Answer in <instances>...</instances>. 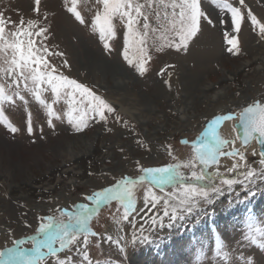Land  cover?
Masks as SVG:
<instances>
[{
	"label": "rangeland",
	"instance_id": "374dc122",
	"mask_svg": "<svg viewBox=\"0 0 264 264\" xmlns=\"http://www.w3.org/2000/svg\"><path fill=\"white\" fill-rule=\"evenodd\" d=\"M139 2L144 3V0ZM222 2L201 0L202 10L213 23L209 24L201 18L202 31L190 43L187 52H176L174 48L166 46L169 40L178 41V36L175 31L168 30V21L164 19L165 10H161L159 20L149 10L147 45L150 58L146 65L147 71L140 76L134 65H129L123 59L126 21L114 17V34L104 41L109 43L110 48L104 49L98 29L93 27L96 15L103 11L99 0H76L75 11L84 23L77 21L68 11L73 7L72 0H41L39 14L32 11L34 0H0V12L6 21L18 25L22 18L33 19L49 29L44 43L50 52L63 53L62 56L45 57L57 69L56 74L62 73L70 79H76L104 97L108 103V98L123 103L145 124L119 114L114 107L115 113L109 116L106 126L112 131L105 130L89 117L88 127L77 133L65 115L69 110L66 98L52 105L54 116L51 117V127L46 111L28 93H24L28 100L27 111L19 100L6 105L4 114L18 131L11 133L0 125V141L5 143L0 164V252L13 247V240L23 241L19 247L30 250L34 242L45 239L38 229L47 217L66 222L68 216H61V212L77 213L81 211L80 205L91 209L93 204L87 199L88 196L127 178L137 182L129 185L136 211L125 219L123 204L112 200L106 205H99L98 210L91 213L87 226L90 233L95 235L88 236L87 245L83 243V236L78 238L79 247L88 254V261L83 260V253L77 255V245L73 244L57 255L46 256L43 264H55L58 258L66 261L71 258L74 264H247L249 260L252 264H264V248L260 247L264 244V181L257 180L255 185H249L248 188L238 183L229 190L216 175L219 172L223 178L243 181V171L259 170L261 167L255 144L247 148L240 147L235 139L233 123L242 109L255 103L264 104V66L254 62L238 70L240 65L254 56L264 60V42L257 35L258 27L254 29L247 16L251 10L257 20L264 23V0H245L246 7L241 9L243 20L238 34L232 32L230 18L226 11L221 10ZM228 2L240 7V0ZM166 11L170 14L172 9ZM221 20L225 23L221 24ZM142 24L143 19L138 25L141 30ZM10 29L14 30L11 23L7 25L6 31ZM226 33L238 36L241 48L239 55L234 56L227 51ZM161 44H165V47L158 50ZM87 52L109 64V69L111 66L121 68L132 81L115 94L108 86L111 85L110 78L101 79L97 66L93 71H87V68L92 67L87 65ZM129 55L132 57L131 52ZM65 60L68 67H64ZM258 67L263 68V71H256ZM100 79L107 85L101 84ZM205 86L211 87V90H203ZM218 93L224 94L225 98L217 103L202 97H213ZM43 98L52 103L50 91H45ZM146 100L151 101L158 110L153 113L145 111L143 102ZM219 105L226 109L215 111L217 114L211 118H201L203 114L212 113ZM183 108L189 116L188 125L178 128L179 118L183 116L180 110ZM29 113L33 127L31 135L27 132ZM220 115L234 117L221 121L217 126V135L225 142L220 146L221 150L225 153L233 149L242 152L245 161H240L238 156L221 155L217 164L204 168L195 159L193 145L196 148L201 146L197 143L198 139L207 131L208 123ZM116 116L120 118L119 122ZM149 131L156 134L149 135ZM84 140L92 143V158L99 160L94 166L93 163L89 164L88 158H82L81 143ZM203 142L215 146L210 136ZM76 161L80 162L79 167L76 166L80 176L62 173ZM189 162H194L195 171H202L205 177L203 181L192 183L204 189L219 186L223 194L208 204L201 201L200 206L182 220L171 222L165 217L164 227H160L159 219L164 210L162 200L155 209L150 203L145 207V192L151 188L154 195L163 197L165 193L178 189L165 184L161 190L150 181L141 182L139 177L143 173L139 169L181 165L178 171L191 178L192 170L183 166ZM233 164L246 165V168L230 171ZM71 179L76 181L68 184ZM33 186L50 188L52 191L34 197ZM42 217L45 219L42 220ZM153 218L157 220L154 225ZM53 247L59 249L58 239ZM120 248H124V251L121 252ZM41 251L46 252L47 249Z\"/></svg>",
	"mask_w": 264,
	"mask_h": 264
},
{
	"label": "snow or ice",
	"instance_id": "6c2138e0",
	"mask_svg": "<svg viewBox=\"0 0 264 264\" xmlns=\"http://www.w3.org/2000/svg\"><path fill=\"white\" fill-rule=\"evenodd\" d=\"M103 5V11L98 13L93 20V27L97 28L102 42L106 38L113 36L112 21L114 17L126 21L123 37V59L129 64L134 65L135 71L143 76L147 71V62L149 60L147 38L149 36V10H151L157 20L160 19L161 10L164 11V19L168 21L169 31H175L178 41H167L168 48H174L176 52L189 50L190 43L194 42L198 32L202 31L201 18L212 24L208 14L202 10L201 0H99ZM73 7L68 9L75 19L84 23L81 16L75 11L76 0H72ZM155 4V7H154ZM41 0H34L33 12L39 14ZM222 11H226L230 18L231 30L234 33H240L243 20L242 8L246 7L245 0H240V7H235L228 0H223L220 5ZM171 8L169 14L166 9ZM179 10L178 12L176 10ZM254 29L258 27L257 35L261 42H264V23H260L252 11L247 12ZM47 19V17H45ZM143 19L142 30L138 25ZM11 23L14 30L6 31L7 25ZM225 23L221 20V24ZM49 29L36 20L23 18L17 25L16 22L6 21L2 12H0V125H3L9 132L16 133L18 129L8 121L4 114L6 105L14 104L17 100L23 102L25 111H27L28 100L24 93H28L32 98L46 111L49 117V127L52 126L51 117L54 116L52 105L61 99H65L68 105V111L65 115L68 117V123L77 133L83 132L88 127V119L91 117L97 124L107 131L106 128L109 116L115 113L114 107L109 104L104 97L96 94L89 87L78 82L76 79H70L68 76L57 73V69L45 58L47 56H62L60 52H50L44 41L47 40ZM152 31H156L152 29ZM39 38V39H37ZM163 40L164 37H161ZM225 43L228 45L227 51L232 55H239L241 48L237 35L229 36L225 34ZM103 47L109 50V43L104 42ZM165 44H161L158 50H162ZM132 53L130 57L129 53ZM64 67H68V62L64 61ZM23 85V87H21ZM50 91L52 103H48L43 98V93ZM231 115L216 116L207 125V131L203 139L209 136L215 142V146L201 141V146L196 148L195 159L204 168H209L218 163V157L227 155L230 157H239L240 161H245L244 153L233 149L231 152H223L220 148L225 142L217 135V126L221 121L233 119ZM239 121L244 130L243 144H248L254 134L258 135V144L264 145V104L255 103L243 109L239 115ZM120 118L116 116V121ZM127 122H125L126 124ZM27 132L29 135L33 132L31 113L28 114ZM255 154V153H254ZM260 169H247L242 172L244 180L223 178L219 172L216 173L220 178L221 184L226 185L229 190L235 184H242L245 188L249 185H255L257 180L264 181V150L259 152ZM192 170L191 178L182 175L178 169L181 165L168 167H142L139 169L143 175L139 180L150 181L152 185L162 189L165 184H171L178 191L165 193L163 197H157L149 188L144 195L145 207L151 204L155 209L161 203L163 214L159 219L160 227H164V218L175 222L182 220L186 214L193 213L200 206L211 203L212 200L223 194L221 187L213 186L209 189L197 187L192 181H203L205 179L203 172L195 171L196 164L189 162L183 165ZM239 167L246 165L233 164L230 171H235ZM187 181V183H186ZM137 183L125 178L113 187H108L102 191L93 193L87 199L92 202L93 207L89 209L85 205H80L81 211L77 213H63L61 216H68L65 222L61 219H55L52 216L46 218L39 226L38 232L42 233L45 239L35 243L30 250L19 247L23 241L13 240V247L8 248L6 252H0V264H43L48 255H57L63 252L69 246L77 245V255L83 253V260L88 261V254L83 248L79 247V237L83 236L84 245L88 243V236L95 235L90 233L88 220L91 213L98 210L101 204H108L112 200H117L124 206V218L127 219L131 212L136 211L132 200V189L129 185ZM250 189V188H249ZM44 220L45 218H41ZM156 218L152 219V224H156ZM171 223L168 224L170 226ZM59 240V249L53 247L56 240ZM108 239H111L110 237ZM254 242V241H253ZM135 244V240L132 241ZM260 247L264 248V244ZM46 248V252L41 249ZM123 252L124 248H120ZM5 256L8 258L5 259ZM55 264H74L71 258L69 260L56 259ZM247 264H252L251 260Z\"/></svg>",
	"mask_w": 264,
	"mask_h": 264
},
{
	"label": "bare ground",
	"instance_id": "6f19581e",
	"mask_svg": "<svg viewBox=\"0 0 264 264\" xmlns=\"http://www.w3.org/2000/svg\"><path fill=\"white\" fill-rule=\"evenodd\" d=\"M263 20H264V17H263ZM249 39V38H248ZM247 39V40H248ZM247 43V42H246ZM250 43V42H249ZM255 44V43H254ZM259 46V45H258ZM244 47V46H243ZM246 47V46H245ZM253 48H254V45L252 46ZM250 49V48H249ZM255 49V48H254ZM258 49H260V48H258ZM264 49V48H263ZM262 49V50H263ZM216 50V49H215ZM258 52V51H257ZM252 54V53H251ZM86 55H87V58H88V60H89V63L87 64V65H90V66H92L91 67V69H88L87 68V71H89V72H91V71H93L94 70V68H96V66H97V68H98V71L100 72V74H101V79H106L107 77H108V79L110 78V82L109 83H111V85H108V86H111L110 88L112 89V90H114L115 92V94H116V92H121V90H123L122 89V87H124V86H126V83H129L130 81H132V79L126 74V72L125 71H123L121 68L119 69V68H114V67H112L111 66V68L109 69V67L110 66H108L109 64H106V63H104V62H102L101 61V59H99V58H97L96 56L95 57H93V56H90V55H92V54H90V53H86ZM253 56V55H252ZM260 56V55H259ZM263 59H264V57H263ZM205 62V61H204ZM254 62H260L263 66H264V60H262V59H260L258 56H254L253 58H251V59H249V60H247V61H245L242 65H240V67L238 68V70L239 71H241L242 69L241 68H247V67H249V65H251V64H253ZM207 64V63H206ZM222 65V64H221ZM263 68H260V67H258V68H256L255 70L256 71H260V70H262ZM237 70V71H238ZM236 71V72H237ZM263 71V70H262ZM99 74V73H98ZM186 77V76H185ZM100 79V81H101V84H105V83H107V82H105V81H102ZM230 79V81H231V78H229ZM228 80V79H227ZM107 81V80H106ZM229 81V80H228ZM185 82V81H184ZM132 83V82H131ZM186 83V82H185ZM100 84V85H101ZM105 85H107V84H105ZM134 86V85H133ZM186 86V85H185ZM108 88V87H107ZM133 89V88H132ZM135 89V88H134ZM203 90H211V87H208V86H205V87H203L202 88ZM157 91V90H156ZM221 91V90H220ZM219 92V91H218ZM112 93V92H111ZM124 93V92H123ZM127 95V94H126ZM210 95V94H209ZM208 95V96H209ZM122 96V95H121ZM143 96V95H142ZM141 96V97H142ZM116 97V96H115ZM124 98H125V96H123ZM140 97V96H139ZM165 97V96H164ZM202 97L204 98V99H211V101H213L212 103H217V101H219V100H221V99H223V98H225V96H224V94H220V93H218L217 94V96H213V97H206L205 95H202ZM136 98V97H135ZM170 98V97H169ZM113 99V100H112ZM141 99V98H140ZM168 99V98H167ZM126 100V99H125ZM166 100V99H165ZM173 100V99H172ZM108 101H109V104H111L113 107H115V109L117 108V111L119 112V114L121 113L123 116L125 115L126 117H128V118H130L131 120H133V121H135V122H137V123H140V124H144V122L140 119V118H137L138 116L136 115V113H134L132 110H130V109H128V108H126L125 107V105L123 104V103H120V102H115V100H114V98H108ZM123 101V100H122ZM170 101V100H169ZM211 101H208V102H211ZM227 101V100H226ZM128 102V101H127ZM236 102V101H235ZM131 103V102H130ZM134 103V102H133ZM144 104H143V109L145 110V111H147V112H150V113H153V112H155V111H157L158 109H156V107L152 104V102L151 101H149V100H146V101H144L143 102ZM211 103V104H212ZM227 103H229V102H227ZM210 104V103H209ZM219 104V103H218ZM225 104H226V102H225ZM207 105V104H206ZM227 105V104H226ZM242 105V104H241ZM244 105H245V103H244ZM219 106H220V108H219ZM216 109H214V111L212 112V113H207L208 115H205V114H203L202 115V117L201 118H203V117H212V116H214L215 115V111H221V110H223V109H226V107L224 106V107H222L221 108V105H219ZM134 107H137V106H134ZM211 107H212V105H211ZM237 108H240V107H237ZM133 109V108H132ZM233 109V108H232ZM139 110V109H138ZM138 110H136V111H138ZM226 111V110H225ZM180 112H182V114H183V116H181L180 118H179V121H178V123H177V125H178V128H181V127H183V126H187L188 124H187V119H189L188 117H187V115H186V112H185V108H183L182 110H180ZM179 112V113H180ZM211 112V111H210ZM194 114V113H193ZM217 114V113H216ZM152 115V114H151ZM137 116V117H136ZM190 116H192V115H190ZM216 117V116H215ZM127 118V119H128ZM194 118V117H193ZM196 118V117H195ZM162 120V119H161ZM199 120H201V119H199ZM146 121V120H145ZM235 121V120H234ZM195 122V121H194ZM203 122V121H202ZM147 123V122H146ZM145 125V124H144ZM143 125V126H144ZM194 125V124H193ZM200 126H201V124H200ZM177 127H176V129H178ZM145 132H147L148 130L147 129H143ZM160 130V129H159ZM226 130V129H225ZM150 133H148L149 135H152L153 133H155V132H152V131H149ZM228 132H229V130H228ZM156 134V133H155ZM227 136V135H226ZM154 138V140H156L157 138H155V137H153ZM236 139V138H235ZM1 140V139H0ZM67 140V139H66ZM3 141V140H2ZM2 141H0V164H2V158H3V156L1 155V151H2V149L5 147V143H3ZM118 141V140H117ZM119 142V141H118ZM67 143H69L68 141H67ZM71 143H74V142H72L71 141ZM76 143V142H75ZM70 144V143H69ZM82 146H81V149L83 150V153H82V158H85V159H87V161L89 160L90 162H89V164H92L93 163V166H94V163L98 160V158H96V160H94L95 158H92L93 157V155H94V153H93V150H91L92 148H91V144L92 143H89L88 141H86V140H84L82 143ZM105 144V143H104ZM4 145V146H3ZM114 145V144H113ZM119 145V144H118ZM105 148V147H104ZM106 148H107V146H106ZM105 148V149H106ZM101 149V148H100ZM71 150V149H70ZM129 150V149H128ZM69 151V150H68ZM74 151V150H73ZM71 152V151H70ZM75 152V151H74ZM2 153H3V151H2ZM74 155V154H73ZM153 155V154H152ZM151 155V156H152ZM150 156V155H149ZM154 156V155H153ZM73 157H75V156H73ZM72 157V158H73ZM90 157V158H89ZM75 160H79L78 158H74ZM94 160V161H93ZM240 160V159H239ZM74 161V160H73ZM92 161V162H91ZM99 161V160H98ZM67 163V162H66ZM96 164V163H95ZM79 165H80V162H78V161H76L75 163H74V165H72V167H69V168H66L62 173H69L70 175H74V176H80V173L79 172H76V166L77 167H79ZM9 173V172H8ZM7 175H4V177H6ZM3 177V178H4ZM10 178V177H9ZM79 178V177H78ZM1 180V179H0ZM71 181H76L75 179H71L69 182L70 183H68V184H71L72 182ZM60 182V181H59ZM11 188V187H10ZM33 189H34V191H33V193H32V195L35 197V196H40V195H44V194H48V193H50L51 191H52V189H50V188H48V189H44V188H42V187H40V186H38V187H32ZM22 196V195H21ZM96 214V213H95ZM113 227V226H112ZM111 227V228H112ZM113 230V229H112Z\"/></svg>",
	"mask_w": 264,
	"mask_h": 264
},
{
	"label": "water",
	"instance_id": "95a60500",
	"mask_svg": "<svg viewBox=\"0 0 264 264\" xmlns=\"http://www.w3.org/2000/svg\"><path fill=\"white\" fill-rule=\"evenodd\" d=\"M243 111V110H242ZM241 111V112H242ZM240 112V113H241ZM240 113H239V115H240ZM239 115H238V117H239ZM233 130H234V134H235V137H236V139H237V141L239 142V145H240V147H242V148H247V147H249L251 144H255V146H256V149H257V153H258V155H259V152L261 151V150H264V145H261V144H258L257 143V141L259 140V137H258V135H256V134H254L253 135V137L250 139V141H249V143L248 144H243V139H244V130H243V127H242V125H241V123H240V121H239V118H237V120L236 121H234V123H233ZM204 138V136L202 135L201 137H200V139L198 140V144H201V141H202V139ZM203 141H204V139H203ZM260 157V156H259ZM81 210V209H80Z\"/></svg>",
	"mask_w": 264,
	"mask_h": 264
}]
</instances>
